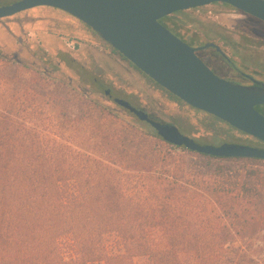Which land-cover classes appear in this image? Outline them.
Segmentation results:
<instances>
[{
    "label": "trees",
    "instance_id": "obj_1",
    "mask_svg": "<svg viewBox=\"0 0 264 264\" xmlns=\"http://www.w3.org/2000/svg\"><path fill=\"white\" fill-rule=\"evenodd\" d=\"M34 83L23 98L0 93V264H264V190L232 165L262 159L168 143L74 82L75 103L28 126L59 102Z\"/></svg>",
    "mask_w": 264,
    "mask_h": 264
},
{
    "label": "rangeland",
    "instance_id": "obj_2",
    "mask_svg": "<svg viewBox=\"0 0 264 264\" xmlns=\"http://www.w3.org/2000/svg\"><path fill=\"white\" fill-rule=\"evenodd\" d=\"M18 0H0L1 5L11 4ZM193 13L191 29H204L213 35L219 31L228 35L234 43L228 46L229 53L242 51L243 47L256 51L252 63H264V24L249 18L232 6L213 3L208 6L186 10ZM181 17V16H179ZM206 22L204 25L200 22ZM209 40V35L203 40ZM245 39H250L247 43ZM207 40V41H208ZM0 69H6L8 82L0 79V93L8 92L15 99L26 96V82H34L39 93L54 96L59 102L54 107H44L43 120L27 118L26 125L44 129L49 124L47 114L54 110L59 112L67 108L68 102L75 103V95L70 92V82L89 90L88 97L95 99L111 109L121 119L136 125L147 127V122L140 121L135 114L123 109L114 98L128 101L137 109L144 108L155 116L168 121H180L187 126L195 137L207 140L202 144L219 145L227 140L229 143L259 145L254 138L230 130L226 125L213 123L205 114L197 113L169 93L154 84L146 75L124 59L109 43L88 25L60 9L39 6L25 10L16 15L0 19ZM66 63H73V67ZM27 65L28 67H26ZM58 65L56 71H52ZM37 81V82H36ZM83 85V86H82ZM109 90L111 97L105 94ZM35 95V91L29 90ZM31 115H30V114ZM33 113V114H32ZM36 116L29 108L19 111V115ZM21 122V121H19ZM18 122V123H19ZM213 126V128H212ZM184 134H188L180 128ZM166 148H170L166 146ZM180 151V150H179ZM192 163L204 171L202 159L193 157ZM241 171L252 192L256 187L264 190V160L255 162H234ZM71 187V186H70ZM256 243L264 246V230L256 237Z\"/></svg>",
    "mask_w": 264,
    "mask_h": 264
},
{
    "label": "water",
    "instance_id": "obj_3",
    "mask_svg": "<svg viewBox=\"0 0 264 264\" xmlns=\"http://www.w3.org/2000/svg\"><path fill=\"white\" fill-rule=\"evenodd\" d=\"M225 3L264 21V0H18L0 6V19L39 6L60 9L99 34L122 56L159 85L191 106L206 111L231 126L264 141V84L246 87L216 75L196 53L221 48L212 42L194 47L160 20L179 11ZM105 94L111 97L109 90ZM119 106L149 123L165 141L216 157L264 160V148L246 144L203 145L170 124L158 122L128 101Z\"/></svg>",
    "mask_w": 264,
    "mask_h": 264
},
{
    "label": "flooded vegetation",
    "instance_id": "obj_4",
    "mask_svg": "<svg viewBox=\"0 0 264 264\" xmlns=\"http://www.w3.org/2000/svg\"><path fill=\"white\" fill-rule=\"evenodd\" d=\"M223 4H225V3H223ZM226 5H228V4H226ZM240 12L245 14L249 18L256 19L259 22L264 24L263 20H260L256 17L251 16L247 13L242 12V11H240ZM188 15L191 19L195 20V18H193V16H194L193 13H188ZM166 17H168V18H166L164 21H161V22L167 28H169L174 34H176L178 37H180L181 39H183L184 41H186L190 45H192L194 47H199V46L204 45L205 43L212 42V43L217 44L221 48V50H218L215 47H209V48L200 49L196 52L198 54V56L205 62V64L207 66H209L211 68V70L216 75H218L219 77H221V78H223V79H225L231 83H234V84H237L240 86H246V87L258 86L256 82H260V83L264 84V63H252V62H254V60L256 58L255 57V53H256L255 50L243 47L242 51H240V52L237 49V50L233 51L232 53H229L228 46L233 47L234 43L231 41V39L228 38V35H226L225 33H221L219 31H213L214 34L213 35L211 34V36H210V33H208L207 30L191 29L190 27H187V25L180 24L177 20L178 18L174 17V14L166 16ZM192 23H188V25L192 24ZM205 23L206 22L203 23V21L200 22V24H202V25H204ZM176 27H177V29H176ZM208 35H209V40L207 39L208 41L207 40L204 41L203 36L207 37ZM245 41L247 43H250L251 40L245 39ZM251 42H253V41H251ZM122 57L124 59H126L124 56H122ZM126 60L129 63H132L128 59H126ZM132 65L136 69H138L133 63H132ZM138 70L141 71L140 69H138ZM142 73L144 75H146L144 72H142ZM146 76L150 80H152V82L154 84L158 85L163 90H165L167 93H169V95H171L174 99L180 101L181 103L188 106L189 108L196 111L197 113L205 114L207 116V118L209 119V121H208L210 124L209 126H211V124H213V123H220L222 125H226L230 130H234V131H237L239 133H242V134H245V135H248V136L254 138L257 142L260 143L259 145H257V147L264 148V141L231 126L229 123L223 121L222 119L216 117L215 115H212L206 111H203L201 109H198V108L191 106L190 104H188L187 102H185L184 100L179 98L178 96L174 95L173 93H171L170 91H168L167 89H165L164 87L159 85L157 82H155L148 75H146ZM256 109L258 111H260L262 114H264V104L256 106ZM140 110L146 112L150 118H152L158 122L175 126L179 131H180V128L184 129L186 132H188V134H184L180 131L181 134L188 136L189 138L193 139L196 142H198V140H201L204 142H209L207 140L195 137L192 134L195 132L191 131L187 126H184L182 123H180V121L168 122V121H165V120L155 116L154 114L148 112L144 108H141ZM212 128H213V126H212ZM225 143H229V142H227V140H225V141H222V143L217 145V146H220V145L225 144ZM200 144H202V143H200ZM229 144H237V143H229ZM203 145H211V144H203Z\"/></svg>",
    "mask_w": 264,
    "mask_h": 264
}]
</instances>
